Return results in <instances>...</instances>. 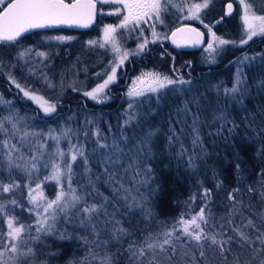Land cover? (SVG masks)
Masks as SVG:
<instances>
[{
  "label": "trees",
  "instance_id": "16d2710c",
  "mask_svg": "<svg viewBox=\"0 0 264 264\" xmlns=\"http://www.w3.org/2000/svg\"><path fill=\"white\" fill-rule=\"evenodd\" d=\"M225 1H216V7L213 6L209 15L210 19L223 17V2ZM109 5L114 6V4L100 3V13L111 9ZM105 17L102 19L98 16L97 24H113L116 21V16ZM231 20L234 25L229 27L227 25ZM237 27L238 23L232 14V17H223V22L216 24L214 28L215 32L222 36L234 32ZM159 43L156 42L151 47L158 46ZM20 49L22 50L23 47L15 48L14 51L10 49L8 51L11 53L7 56H0V66L8 68V63L10 64L12 57L19 55ZM0 50L6 49L0 46ZM33 52L35 51H30V53ZM195 52L176 50L170 46V55L164 54L160 57L158 53H155L152 63L160 64L163 71H169L170 63L177 64L179 61L191 60L192 66L189 68L190 72L192 71L191 74L183 75L192 86L203 92L213 90L215 87L217 99L224 106H227L226 103L231 98L237 103L242 102L241 116L237 114L234 116L231 113L232 118H227L234 125L237 134L231 138L233 143L230 146L225 140L228 135L225 124L221 125L222 123L219 122H215L211 127L214 132L218 133V140L211 141L204 135L201 140L196 141V148L205 149L204 151L208 154L204 160V163H208L206 170L203 167L204 163L195 165L196 167L181 165L174 157L175 149L168 151L159 142L161 145L155 144L154 155L151 159H147L146 168L142 170L136 166L130 171L135 180L141 179L142 176H149L152 179L148 187L147 201L143 204L144 213H138L135 210L118 213L112 210L117 209L120 200L111 190L117 187V191H120L121 184L117 185V182H112L106 174L109 182L107 186L96 185L89 194L77 191V195L82 197L81 201L75 208L69 209L67 214L60 213L56 220L55 230L50 234L40 233L39 240L31 239L37 233L35 216L28 211L32 207L29 203L28 190L30 185L35 184L33 180L22 179L19 174L16 177L21 179V194L13 196L5 192L0 199V204L4 205V212L0 213V233L6 235L5 222L8 218H14L25 226L31 225V230L25 235L30 240L29 246L35 256L42 259L45 264H100L95 262L99 252L100 255L107 254L111 257V264H148L152 253L149 251L145 256L137 259L132 257L128 251L129 245L143 246L145 237L150 234L153 239L158 238L162 242V233L167 228H171L182 215L185 219H189L204 208L208 221L206 225H202L205 232L209 235H216L217 240L221 241L231 237V240L224 245V252L221 253L219 245L212 244L211 240L201 241L198 245L195 241L187 240L186 237H181L180 240L173 237L176 247L175 255L172 254L171 246L165 245L167 252H161L160 249L155 250L158 260H161L163 264H236L237 261L239 264H260L264 261V244H261V239H264V36L251 41L241 48V51H237L235 56L249 52L255 55L256 60L241 71L236 84L238 90L235 93L230 91L233 89L232 71H230L233 65L230 59L234 54L226 56L225 60L219 63L199 65L194 60ZM18 60L10 64L16 76L22 70L24 73L27 72L23 69L26 63L20 65ZM0 90L7 98H13L11 107L25 115L23 129L31 135L30 139L36 136L39 130L43 133L69 123L76 128L87 123L86 133L90 135L97 129L107 134L113 129L115 123L123 121L121 110L126 103L125 91L123 95L117 94L114 97L112 95L110 100L98 103L77 92L67 90L57 100L56 111L43 115L38 108L24 101L19 92L8 89V83L1 71ZM245 91L248 92L246 96H244ZM182 101L181 96L162 95L160 103L150 106L151 117H157V119L155 118L154 121H151V118L145 119L146 123L154 126L159 124L162 131L168 133L167 117L174 111L177 113L180 111ZM2 114L0 113V121H3L5 126V117H2ZM146 114L149 112L143 113V115ZM8 133L10 139L17 144L15 150L20 149L21 142L13 134V130L11 129ZM5 139L8 140V146L2 144ZM0 143L1 152H12L10 140L5 134L0 135ZM62 147L65 148V146ZM215 152L219 154L216 159L213 158ZM47 169L35 171V180L45 188L47 196L51 197L53 184L49 179H45L49 176ZM130 178L128 177V182ZM125 184L130 186L127 182ZM47 185L51 187V191L46 188ZM64 190L66 191L65 187ZM13 200L16 204L11 203ZM103 200H106V205H103ZM94 204L98 207L102 206L97 212L98 216H102L106 211L110 218L105 216L103 222H98L95 218H85L82 209ZM80 213V219L85 220V223L83 227L76 229L70 224L74 223L73 220ZM249 220L252 222L251 225L248 224ZM118 227L125 229V233L114 238V229ZM234 229L243 232L249 237V241H244ZM98 238L101 241L100 248L95 247L99 241ZM201 251L204 252L203 256L200 255ZM166 256L172 257L170 262L165 260Z\"/></svg>",
  "mask_w": 264,
  "mask_h": 264
},
{
  "label": "rangeland",
  "instance_id": "374dc122",
  "mask_svg": "<svg viewBox=\"0 0 264 264\" xmlns=\"http://www.w3.org/2000/svg\"><path fill=\"white\" fill-rule=\"evenodd\" d=\"M99 1L101 2V0ZM216 1L217 0H208V7L201 10L199 13V19H194L189 15V6L193 3H203L204 0H171V3H168V0H161L162 11L160 14V20H162L163 23L152 19L149 20L148 23L140 24L135 29L130 28L131 26L128 28L117 29L115 35L118 46L120 47L119 54L113 51L111 44H106L105 47L102 48L100 47V43H103L104 27L106 25H118L123 18L125 10H123L122 5L120 4L101 2L104 4L116 5H109L111 9L103 11L105 13L116 14L117 8H120L122 11L120 17L118 16L113 24H103L98 39L99 41L97 40L96 44L88 43L86 46L90 51L105 52V57L92 56L88 58H67L65 55L67 45L64 39H57L56 36L52 35L40 34L37 38L25 41L26 44L22 46L23 49H20V53H24L23 56L19 53V55L12 57L13 62H16V59H19L18 61L20 65L26 63L25 68H23L27 70L26 73L22 70L21 72L19 71L20 73H18V76L13 74L14 70H12V66L10 65L13 64L12 61L10 64L8 63V68L0 66V71L7 81L10 90L14 89L16 92H19L21 98L24 101H28L32 106L38 108L41 114L49 115L44 113L36 102L26 97L24 91L21 89L43 96L49 102L55 104L67 90L77 92L79 95L97 102V100H93L86 96L85 93L91 91L97 85L102 84L103 81L107 79L108 75L112 73V68L116 67L115 80L110 83L104 89V92L98 97L101 101L106 102L112 98V95L108 92V88L111 87L119 77L124 76L123 68L125 64L129 62L127 58L124 60L123 64H119L120 56L124 51L129 53L128 57H139L156 42H165L167 40V33L173 28L186 23L196 27L204 34L201 47L194 50L196 51L194 54V60L197 64L211 65L219 63L223 59L225 60L226 56L234 54V57L232 56L233 58L231 57L230 59L233 65L232 68H230V71H232V87H236L241 71H243L247 65H252L255 62L256 57L249 52L237 56L235 55L237 51H241V48L251 43V41L253 42L256 39H259L261 36L253 37L252 40H249L246 44L240 43L241 39H246L243 25L244 7L240 3V0H226L233 4V9L230 13L233 12L235 20L238 23L237 29L234 32L222 36L217 34L214 26L211 24L216 18H209ZM245 2L251 5L252 12L256 15H264V0H245ZM173 5H179V7H174ZM181 8L183 11L180 10ZM152 24H155V32L159 34V39L154 38L152 35ZM206 25L208 27H205ZM208 28H211V32L215 33L216 37L229 41L230 43L219 45L216 41H212V36L211 33H209ZM145 40L148 41L145 47L142 50L138 49V45L144 43ZM210 41L213 43L214 50L208 49V43ZM20 44L21 42L1 43L0 46L3 49L10 50ZM32 50L35 52L30 53ZM40 53H43L44 55H40ZM159 56L163 57L164 54H159ZM160 63H163V61H160ZM159 65L152 63L151 68L148 69L146 73H160L162 76L166 75L174 80L182 78L183 80L189 81L185 75L188 76V73L191 74L192 72L189 70L190 66H192L191 60L187 59L179 61L177 64L170 63L169 71H163L160 68L161 65ZM141 76L142 75H140V77ZM13 80H15V83H13ZM17 84L21 87L17 88ZM137 84V87L139 88L146 87V85H142L139 82H137ZM130 87L132 86H129L125 90L124 98L126 99V103L125 107L121 110L123 113L121 119L123 121H129V123L119 121L113 125V129L108 131L107 134L97 129L92 135L86 133L85 126L87 123L85 125L81 124L77 128L69 123L43 133L39 130L36 136L34 135L32 139H30L31 135H24V133L27 132L23 129L25 124L24 121L26 119L25 115L17 112L15 108H12L11 105L13 103V98H7V96H5L0 90V101L10 102L0 103V113H3L2 117H10L8 120L4 119L5 130H0V135L5 134L10 140V145L16 146L17 144L10 139L8 133L12 129L13 134H15L21 142L22 148L12 150V152L7 151L6 153L0 151V184H4V182L5 184H9L11 182L12 184L14 183L18 185V187L13 188L9 192V194L13 196H18L21 194L22 187L20 183L21 179L16 176L21 174L22 179L34 181L33 183L35 185H30L29 188L35 189L36 185L40 184L35 180V171L48 168L47 171L50 175L53 164H59L61 168H63L66 162H70L71 146L75 145L76 148L82 146V150L87 157L88 163L85 165L84 159L81 157H78L77 161L72 162L71 187L74 188L76 192L79 191L80 193L85 192L89 194L96 185L103 184L107 186L109 184L107 179L108 176L106 177V174H108L109 177H113V179H110L112 182H117V185L121 184L120 191H117V187H115L114 190H111L110 187H108L115 197L120 200V205L117 206V209L114 208L112 210L118 213L121 211L128 213L132 210H135L138 213H144L145 210L143 209V204L147 201L149 194L148 187L151 184L152 179L149 176H142L141 179L135 180L130 171L136 166L140 167L142 170L146 168L145 164L147 159H151L154 155L155 144L160 146L162 143L168 151L170 149H175L174 157L181 165L196 167L198 165H203L205 157L208 155L204 151L205 149L196 148V141L201 140L204 135L209 137L211 141L219 139L217 137L218 133L214 132L211 128L215 122L222 123L221 125H223V123L225 124L224 127L228 133L227 139L225 138V140L229 146L233 143L231 138L234 137V135H237L234 125L227 118L232 116L231 113L234 114V116L236 114L239 117L241 116L242 102L237 103L231 98L227 101V106H224L223 103H219L217 99V91H215V87V90L213 89L208 90V92H203L199 91L190 83L183 85H168L157 92L145 91L143 96L129 97L127 93ZM223 92L225 91L223 90ZM162 95H175L183 98L182 105L179 107L180 111L178 113L174 111L169 117H167L166 129L168 133L163 132L159 124L154 126L145 121V119L149 120L150 118L152 119L151 121H154L155 118L157 119V117H151L152 114L150 113H152V110L150 106L151 104L160 103L159 100ZM246 95H248L247 91L244 93V96ZM143 99L146 100L141 102ZM129 104L133 105L132 108H129ZM148 112L149 114L143 115V113ZM129 118L133 119L129 120ZM13 123L17 125L18 131L12 128ZM244 125H246V123ZM65 130H69L66 136L62 135ZM50 132L52 136L59 137L58 143L51 138L49 135ZM5 141H7L8 146L7 139H5L2 144L6 146ZM101 144H105L107 147L101 148ZM0 146H2L1 143ZM62 146H65V148ZM29 147L30 150H28ZM57 148L66 153L63 159L57 155ZM72 151H75V149H72ZM9 152H11V158L14 162L11 167H9ZM218 155L219 154L215 152L213 158L216 159ZM109 159L113 162H108ZM33 162L37 164L35 169L31 167ZM207 164L206 162L204 163V170L207 169ZM128 177H131L129 182L127 181ZM49 181L53 184L52 196H47L45 188L42 186L41 190L44 196L51 200L55 198L56 193L60 190V186L54 180L49 179ZM126 182L130 186L125 184ZM62 183L66 188V192H68L67 175L62 177ZM46 188L51 191L49 185H47ZM4 193L5 192L0 191V199ZM102 203L103 205H106V200H103ZM84 216L85 218H88L87 214ZM105 216L110 218L109 213L106 211L102 216H98V213L96 212L91 218H95L98 222H103ZM80 218L81 213L73 220L74 223L70 224V226L72 225V227L76 229L78 227H83L85 220ZM115 222L117 225V221ZM5 223L7 227V220ZM19 224L22 223L17 222V226H19ZM2 240L5 244L9 243L5 234ZM17 243L19 251L17 253L5 251V261H8L9 256H12L15 259V264H45V262L42 259L37 258L33 252L30 255H20V253L27 252V250L31 248V246H29L30 240L27 239L25 234H22V239ZM100 244L101 241L99 240L95 247L100 248ZM97 256L95 262L101 264L104 257L108 255H100L99 252Z\"/></svg>",
  "mask_w": 264,
  "mask_h": 264
},
{
  "label": "snow or ice",
  "instance_id": "6c2138e0",
  "mask_svg": "<svg viewBox=\"0 0 264 264\" xmlns=\"http://www.w3.org/2000/svg\"><path fill=\"white\" fill-rule=\"evenodd\" d=\"M101 2H112L122 5L124 14L118 25H106L103 29V43H100V47H105L106 44H111L113 51L117 54L120 53V47L118 46L116 39L117 29H123L132 27L135 29L142 23H148L149 20L155 19L160 23H163L160 20V14L162 11L161 0H101ZM5 0H0V5H3ZM168 3H171V0H168ZM240 3L244 7L243 15V25L244 31L246 34V39H241V44H246L249 40H252L255 36H264V15H256L252 12L251 5L247 4L245 0H240ZM96 4L97 0H11L10 3H7V6L0 11V43H13L22 36L23 33L29 31L30 29L43 28L46 25L54 24H77L83 27H87L96 15ZM174 7H179V5H173ZM208 7V0H204L203 3H193L189 6L188 12L191 18L199 19V13L202 9ZM229 11L232 9V5H228ZM183 11V9H180ZM116 13H121V9L117 8ZM115 14V13H114ZM153 28V37L159 39L160 36L155 32V24H152ZM205 27H208L207 25ZM142 31V29H141ZM209 33H211L212 41H216L219 45H224L230 43L229 41L219 39L216 37L215 33L211 32V28H208ZM177 33H187L186 40L192 44L200 43L203 33L199 32L197 29H185L178 28L176 32L173 33V37ZM57 39H70V37L62 38L57 37ZM210 41L208 43V49L214 50L213 43ZM89 44H96L97 41H89ZM148 43L147 40L144 43L138 45V49H143ZM21 56L24 53H20ZM40 55H44L40 53ZM129 53L124 51L120 56L119 64H123L124 60L128 58ZM119 66V65H117ZM116 67L112 68V73L108 75L107 79L103 81L102 84L97 85L91 91L86 92L85 95L90 97L93 100H97L100 94L104 92V89L112 83L116 76ZM239 75V73H238ZM147 77V79H145ZM137 82L142 85H146L145 88L137 87ZM15 83V80H13ZM189 81L171 79L166 75H161L160 73H146L142 74L141 77H137L133 81V86L129 88L127 95L129 97H139L143 96L145 91L148 92H157L160 89H164L168 85H183L188 84ZM17 88L21 86L16 85ZM24 95L29 99L33 100L39 105V108L43 110L44 113L51 114L56 111L57 105L55 103L49 102L43 96H39L24 90ZM238 89L233 87L231 92H236ZM229 91V90H226ZM0 103H10L6 101H0ZM132 104H129V108H132ZM6 120L10 117H5ZM133 118H129L131 120ZM129 123V121H125ZM12 128L18 131L17 125L12 124ZM0 130L4 129L3 121H0ZM69 130H65L62 135H67ZM29 133L25 132L24 135L27 136ZM52 139L59 142L58 136H52L51 132L49 133ZM151 135V133H150ZM7 146V141H5ZM101 148L107 147L105 144L100 145ZM11 149L15 150V145H11ZM75 149V151H72ZM70 162H66L64 167L61 168L59 164H53L51 174L45 179L54 180L59 186L60 190L56 193L55 198L49 200L44 196L41 185L37 184L35 189L29 188V203L32 205L28 209L30 213H33L35 216V231L36 236L31 237L33 240H39L40 233L50 234L55 230L57 216L60 213L67 214L68 210L75 208L76 205L81 201L82 197L77 195L76 190L71 187V177H72V162L77 161L78 157L84 159L85 165H87L88 160L85 156L82 146L76 148L75 145L70 148ZM57 155L63 159L66 155L63 151L57 148ZM108 162H113L110 159ZM14 162L11 158V152H9V167L12 166ZM31 167L35 169L37 164L33 162ZM87 170V169H86ZM67 175L68 179V188L69 191L64 190L62 183V177ZM110 179L113 177L110 176ZM18 187L16 184H0V191L10 192L13 188ZM35 193V194H33ZM207 195V190H206ZM12 204H16V201H11ZM100 207L97 205H91L82 209L83 213L87 214L89 218L100 210ZM4 212V205L0 204V213ZM207 219L205 216V209L201 208L198 213L192 215L189 219H185L183 215L172 225L171 228H167L163 233V241L160 242L159 239H153L151 234L148 237H145V243L141 247H136L135 245H129L128 251L131 253L132 257L139 258L151 252V259L148 261V264H163L161 260L157 259L156 249H160L161 252H167L168 249L165 248V245H169L172 248V254L175 255L176 247L173 243V237L176 240H180L181 237H186L189 241H195L200 245L201 241L211 240L212 244L219 245L221 253L224 252V245L227 244L231 237L228 240H217L216 235H209L205 232L202 225L207 224ZM251 221H248V224L251 225ZM7 228L6 233L7 240L9 243H3V233H0V264H15V259L12 256H9L8 261L4 260L5 251L10 253H17L19 251L18 241L22 239V234L29 232L32 228L31 225L25 226L19 224L17 226V221L14 218L7 219ZM242 237L244 241H249V237L246 236L243 232H240L239 229H234ZM125 229L118 227L114 229V238H117L120 234H124ZM179 233V234H177ZM260 239V237H257ZM261 244H264V239H261ZM202 246V245H201ZM33 250L29 248L27 252L20 253V255H30ZM200 255L203 256L204 252L201 251ZM171 256H166L165 260L171 261ZM101 264H111V257L105 256L101 261ZM239 264V261L236 262ZM260 264H264V261H261Z\"/></svg>",
  "mask_w": 264,
  "mask_h": 264
},
{
  "label": "flooded vegetation",
  "instance_id": "af4514ba",
  "mask_svg": "<svg viewBox=\"0 0 264 264\" xmlns=\"http://www.w3.org/2000/svg\"><path fill=\"white\" fill-rule=\"evenodd\" d=\"M9 1V0H7ZM7 1L5 3H7ZM101 2L97 0V11L94 18V21L92 24H89L87 27H83L77 24H72L70 27H57V28H36V29H30L29 31L22 34L20 38L16 42H21V44L17 47L12 48H20L21 45H25L27 40H31L32 38H37L40 34L44 35H52L56 37H70V39H64L67 45L66 50V56L67 58H77V57H92V56H100L105 57V52H99V51H90L88 49L87 44L91 40H98L101 32V28L103 24H97V18L98 16L104 19L105 16H118L120 17V13H105L99 11V4ZM225 3L223 4V8L225 7ZM116 6V5H114ZM1 9V8H0ZM122 12V11H121ZM232 13H230L227 16H224V10H223V17H232ZM223 17L217 18L219 21H217L215 24L212 22L211 24L215 27L216 24L223 22ZM106 18V17H105ZM233 20L229 22L227 26H232L234 23H232ZM237 23V22H236ZM169 32L167 33V35ZM99 41V40H98ZM172 46V45H171ZM173 49H176L172 46ZM11 50V51H12ZM11 53L8 50H0V56H7V54ZM158 53L160 55L166 54L170 55V43L167 40L166 43L162 42L159 43L158 46L151 47L147 50H145L139 57L136 56H129L127 64H125L123 68L124 76L119 77L117 81L108 88V92L115 96L117 94L123 95L124 91L129 87L133 86V81L137 79V77H140V75L146 74V71L151 68L152 60L154 57V54ZM138 85V84H137ZM8 89L9 86H8ZM14 91V90H12ZM98 103H103L100 99H97ZM57 104V103H56ZM59 104V103H58Z\"/></svg>",
  "mask_w": 264,
  "mask_h": 264
},
{
  "label": "water",
  "instance_id": "95a60500",
  "mask_svg": "<svg viewBox=\"0 0 264 264\" xmlns=\"http://www.w3.org/2000/svg\"><path fill=\"white\" fill-rule=\"evenodd\" d=\"M10 2H11V0H9L7 3H10ZM7 3L0 9V11H2L3 8L7 6ZM229 4L232 5V9H233V4L230 1H227L225 3L224 16L229 15V13L232 11V9H231V11H229V8H228ZM96 11H97V4H96ZM93 21H94V19H93ZM93 21L91 22V24L93 23ZM217 21L218 20L214 21L213 23H216ZM71 25L72 24H54V25H46L43 28L70 27ZM178 28L197 29L196 27L192 26L191 24L183 23V24L178 25L176 28L172 29L168 35V40H169L170 45H172L173 47H175L177 49L186 50V51H194V50H197L201 47V45L203 43V37H202L200 43H198V44H192V43L187 42V40H186V36L188 35L187 33H177L176 36L173 37V33L176 32V30Z\"/></svg>",
  "mask_w": 264,
  "mask_h": 264
}]
</instances>
